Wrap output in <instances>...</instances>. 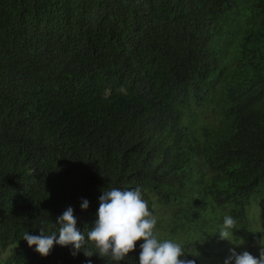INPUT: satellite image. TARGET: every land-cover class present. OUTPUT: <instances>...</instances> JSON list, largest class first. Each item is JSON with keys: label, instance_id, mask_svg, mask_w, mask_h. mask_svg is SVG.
I'll return each mask as SVG.
<instances>
[{"label": "trees", "instance_id": "16d2710c", "mask_svg": "<svg viewBox=\"0 0 264 264\" xmlns=\"http://www.w3.org/2000/svg\"><path fill=\"white\" fill-rule=\"evenodd\" d=\"M113 187H139L157 238L196 264L232 239L259 255L264 0H0L7 261L138 264L142 241L116 262L92 243L91 257L58 244L44 257L22 239L58 231L68 206L86 233ZM225 215L236 220L230 240L218 234Z\"/></svg>", "mask_w": 264, "mask_h": 264}, {"label": "clouds", "instance_id": "9594fccd", "mask_svg": "<svg viewBox=\"0 0 264 264\" xmlns=\"http://www.w3.org/2000/svg\"><path fill=\"white\" fill-rule=\"evenodd\" d=\"M98 200L99 207L86 233L77 227L74 209L68 206L55 218V223L59 225L58 231L48 234L42 226L39 235L26 232L22 239L27 241L29 247L35 246V251L44 257L50 254L55 244L71 246V254L75 256L86 249L88 243H92L95 254L116 262L123 261L136 249L137 241H142L139 244L138 264H196V260L188 259V253L180 243L157 238L154 233L157 218L149 210L139 187L102 190ZM88 206L89 201L82 198L81 209H87ZM235 225L236 220L225 215L218 231L219 237L230 240ZM257 244L258 256L247 250L237 252L232 248L223 264H264V237ZM82 252L87 257L94 254L87 250Z\"/></svg>", "mask_w": 264, "mask_h": 264}, {"label": "rangeland", "instance_id": "374dc122", "mask_svg": "<svg viewBox=\"0 0 264 264\" xmlns=\"http://www.w3.org/2000/svg\"><path fill=\"white\" fill-rule=\"evenodd\" d=\"M257 218L259 219V216H257ZM160 219V215H159V218ZM164 222V221H163ZM161 223V225L164 227L165 226V223ZM159 223V221L157 222ZM163 228H159L158 225L155 226L154 228V232H159L161 231ZM165 231V230H164ZM230 243L234 244L236 248L235 250L237 252H241V249L240 248H237L238 246V242L237 241H234L233 239L230 241ZM248 245L250 244L249 242H247ZM254 244L256 246H258L257 244V240L254 242ZM244 250V249H243ZM9 251L10 249L9 248H6V249H0V264H26V262L24 261V259H19L18 261L14 262V263H9L7 261V255L9 254ZM230 251L226 254H223V255H217V254H214L213 257H205L204 261H203V264H221L224 262V259L226 257H228L230 255Z\"/></svg>", "mask_w": 264, "mask_h": 264}]
</instances>
